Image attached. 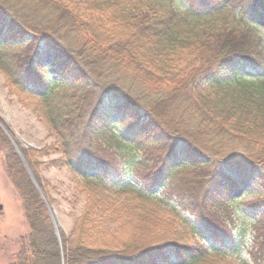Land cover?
I'll list each match as a JSON object with an SVG mask.
<instances>
[{"label":"trees","instance_id":"1","mask_svg":"<svg viewBox=\"0 0 264 264\" xmlns=\"http://www.w3.org/2000/svg\"><path fill=\"white\" fill-rule=\"evenodd\" d=\"M29 1L33 14L16 10L11 0L0 1V48L24 53L0 51V71L16 94L35 102L59 136L63 166L81 183L101 185L130 171L141 184L91 192L97 203H89L76 242H64L66 264H174L173 257L176 264H206L222 259L227 254L222 248L244 246L245 233L225 218L233 224L239 204L233 190L264 179V75L240 73L227 81L221 69L264 68L256 29L243 17L222 13L227 3L222 0H187L178 8L151 0ZM236 1L264 18V3ZM45 53L52 62L40 65ZM51 67L58 80L51 78ZM112 70L130 75L145 93L134 95ZM202 78L206 85L196 87ZM113 141L145 155L125 168ZM229 143L243 149L233 155ZM25 178L26 214L37 225L29 237L31 261L61 264L49 214ZM158 187L163 195L155 193ZM134 201L152 204L147 214L154 222L147 226L135 211L138 226H133L136 221L128 218H135ZM260 201L264 206L263 197ZM256 217L252 224L264 225V215ZM126 225L130 235L118 238ZM204 234L213 248L193 240ZM249 254L254 264H264L263 233L253 236Z\"/></svg>","mask_w":264,"mask_h":264},{"label":"rangeland","instance_id":"2","mask_svg":"<svg viewBox=\"0 0 264 264\" xmlns=\"http://www.w3.org/2000/svg\"><path fill=\"white\" fill-rule=\"evenodd\" d=\"M151 1H162L175 8L188 5L187 0ZM224 1L227 3H225L222 13L226 12L237 17H243L241 18L242 22L254 27L262 37V45L264 47V18L244 11L245 6L243 2L222 0V2ZM30 2L29 0H11V4L16 10L24 9V11L33 14L32 8L35 7L31 6L33 4ZM236 20L238 21V18ZM0 51L10 56L24 55L17 48L1 47ZM51 62V56L49 53H45L42 61H40V65H49ZM112 72H114L116 81L122 85L132 87L133 91L131 92L134 95L141 96L145 93V89L139 87L127 73L115 70H112ZM50 73L51 78L58 80L52 67L50 68ZM243 74L257 76V74ZM221 79L231 81L232 76L225 78V75H222ZM205 85L206 80L202 78L197 82L196 87H204ZM34 104L35 102L30 98L22 99L21 96L16 94L8 84L4 73L0 71V205L3 206V209L0 210V264H38L35 258L31 261L33 251L29 237L33 234V229L37 225L31 224L26 214V175L30 178L49 214L51 231H53L59 247L61 264H66L64 242L74 244L73 242L80 230V220L85 215L89 203L90 205L93 202L97 203V194L91 192L99 189H103L104 192L108 193L112 191L119 192L126 185H134L136 188L141 187L137 178L130 171L123 178H116L118 179L117 181L106 180L104 184L98 185L91 184L87 180L84 182L81 179L82 184L79 179L69 172L66 166H63V156L58 152L59 136L40 117ZM113 142L118 153H122L123 155L122 166L125 168L133 160H139L140 157L145 155L144 152L127 149L124 144L117 146L115 144L116 141ZM241 149L243 148L239 143H229L228 145V150L233 155L237 154ZM149 153L154 155L152 156L154 158L157 154L152 150ZM178 181L175 178L173 179L174 184ZM170 183H172V180ZM38 186L41 191L38 189ZM233 192L236 197H239V204L233 213V224L228 217L225 218V221L228 226L237 225V230L245 233V244L244 246L241 244L238 249L227 250L222 248L227 254H224L222 259L218 260L213 257L206 264H254L249 254V249L253 245V236L258 234V232L264 234V225L255 227L252 224V220L256 216L258 218L264 215L261 214L264 212V206L261 205L262 201H260L264 196H259L264 194V179L256 178L244 181L241 187L234 189ZM155 193L163 195L160 187L156 189ZM257 201L259 202L256 203ZM120 203L128 204L129 202L121 200ZM151 206V203L142 204L140 201L133 202L130 207L133 213L131 215L136 219L130 217L128 219L136 221L133 225L134 227L138 226L137 220L140 213H142L141 216L143 217L141 221H145L147 226L151 221L154 222L153 219L156 218L147 214ZM50 207L57 215L59 232H57L52 222ZM135 211H139V214ZM181 215L191 223H195V218L190 213L181 212ZM127 217L126 215V219ZM169 218L171 219L172 217ZM172 219L177 220L175 223L180 229L188 228L187 224L182 220L175 217ZM109 221H106L108 224L107 229L111 230L113 223L111 224ZM124 229L125 232L122 235H118V238L130 235L131 226L126 225ZM199 231L202 230L199 228ZM39 233V235L43 236V232ZM149 234L153 235L151 232ZM143 239L139 238V241L141 242ZM239 239L241 240L240 237ZM193 240L203 244L207 249L213 248L208 234H204L202 237H194ZM24 253L25 255L27 254V261L23 260L22 254ZM171 261L176 264L177 260L173 257Z\"/></svg>","mask_w":264,"mask_h":264},{"label":"snow or ice","instance_id":"3","mask_svg":"<svg viewBox=\"0 0 264 264\" xmlns=\"http://www.w3.org/2000/svg\"><path fill=\"white\" fill-rule=\"evenodd\" d=\"M260 3H264V0H259ZM222 73H224L225 78H230L233 75L240 73H248V74H260L264 75V68H257L256 66L251 65H240L237 66L235 64L225 65L221 69ZM227 163V162H225Z\"/></svg>","mask_w":264,"mask_h":264},{"label":"water","instance_id":"4","mask_svg":"<svg viewBox=\"0 0 264 264\" xmlns=\"http://www.w3.org/2000/svg\"><path fill=\"white\" fill-rule=\"evenodd\" d=\"M32 176V175H31ZM33 178V177H32ZM49 207V206H48ZM3 209V206L2 205H0V210H2ZM50 209V214H51V218H52V222L54 223V225H55V228H56V223H55V213H54V211L53 210H51V207L49 208Z\"/></svg>","mask_w":264,"mask_h":264},{"label":"bare ground","instance_id":"5","mask_svg":"<svg viewBox=\"0 0 264 264\" xmlns=\"http://www.w3.org/2000/svg\"><path fill=\"white\" fill-rule=\"evenodd\" d=\"M38 189L40 190V188H39V186H38ZM41 191V190H40ZM54 213H55V211H54ZM55 223H56V230H57V232H59V224H58V218H57V215H56V213H55Z\"/></svg>","mask_w":264,"mask_h":264}]
</instances>
